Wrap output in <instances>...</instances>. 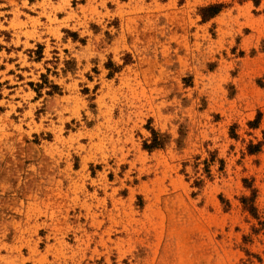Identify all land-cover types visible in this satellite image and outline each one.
I'll use <instances>...</instances> for the list:
<instances>
[{
  "label": "rangeland",
  "instance_id": "rangeland-1",
  "mask_svg": "<svg viewBox=\"0 0 264 264\" xmlns=\"http://www.w3.org/2000/svg\"><path fill=\"white\" fill-rule=\"evenodd\" d=\"M0 264H264V0H0Z\"/></svg>",
  "mask_w": 264,
  "mask_h": 264
},
{
  "label": "trees",
  "instance_id": "trees-1",
  "mask_svg": "<svg viewBox=\"0 0 264 264\" xmlns=\"http://www.w3.org/2000/svg\"><path fill=\"white\" fill-rule=\"evenodd\" d=\"M226 6H227V4L224 2L209 3L207 5L200 7L198 12H199V15H200L202 21H207V20L215 17L216 15H218ZM151 132L154 136L151 144L145 143V145H144V147L148 148V149L156 148L158 146V143H157L156 138H155L156 134L153 130H151ZM242 202L244 203V206H245V204L247 206L248 198L244 197L242 199ZM253 210H254V207L251 205V207L249 208V211L253 212Z\"/></svg>",
  "mask_w": 264,
  "mask_h": 264
}]
</instances>
